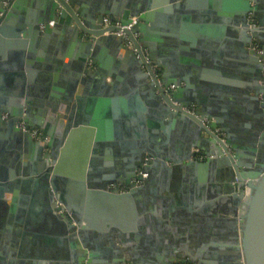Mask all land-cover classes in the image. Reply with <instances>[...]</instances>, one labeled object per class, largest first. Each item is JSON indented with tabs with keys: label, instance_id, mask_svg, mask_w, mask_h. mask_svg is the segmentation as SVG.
<instances>
[{
	"label": "water",
	"instance_id": "obj_1",
	"mask_svg": "<svg viewBox=\"0 0 264 264\" xmlns=\"http://www.w3.org/2000/svg\"><path fill=\"white\" fill-rule=\"evenodd\" d=\"M185 1L0 0V58L9 51L22 55L15 65V74H20L17 84L14 81L9 89L0 86V185L15 186L18 192L23 187L29 191L34 185L41 204L38 209H26V205L21 208L28 219L22 217L18 221L15 236L8 234L7 227L0 228V264H144L140 253L131 248L140 245L134 236L143 234L150 218L153 223L159 220L166 224L168 229V222L154 213L141 215L151 209L141 194L154 183V176L143 182L134 178L146 158L150 169L164 168L169 173L180 169L210 171L211 185L221 186L226 194L224 211L232 216L227 219L228 242L235 250L236 264H264V53L260 56L250 47L256 39L264 49V0H237L228 12V21L236 26L233 33L238 36L244 71L239 80L242 88L230 92L242 103L236 118L226 106L230 96H210L193 88L189 69L178 64L175 57L179 44L164 35V22L172 18L173 11L192 9ZM251 12L258 27H250ZM106 14L123 23L137 15L138 21L126 29L127 38L113 32L120 26L103 25ZM59 31L72 39V58L65 64L61 60L45 64L46 72L28 80L26 69L31 62L24 61L26 51L32 52L37 44ZM109 49L129 62L135 80L147 91L148 102L160 118H166L168 123L183 121L196 129L194 144L207 155L205 160L188 151L169 165V157L151 141L156 138L153 128L148 134L144 130L136 133L137 156L126 172H94V161L87 173V151L74 165L67 159L66 147L81 129L78 125L91 122L83 119L80 111L73 112L75 95L93 79L105 82L109 71L102 56ZM147 57L161 67L160 77L155 75ZM60 70L68 75L63 82L67 83L65 99L72 109L67 117L59 114L54 118L43 107L32 109L31 95L42 88L47 90L53 83L57 88L56 75ZM170 84L176 88L167 93ZM48 97L57 108L55 99L60 96L53 92ZM249 114L252 116L246 120ZM47 117L50 120L44 122ZM21 118L28 123L26 127L17 124ZM30 125L40 127L44 135L32 134ZM217 127L224 137L216 131ZM88 132L91 141L93 130ZM71 164L77 169L73 176L65 174L64 167ZM118 182L128 183L129 188L121 191ZM37 235L57 238L59 248L38 249L31 242V237ZM160 263L165 264V260Z\"/></svg>",
	"mask_w": 264,
	"mask_h": 264
},
{
	"label": "crops",
	"instance_id": "obj_2",
	"mask_svg": "<svg viewBox=\"0 0 264 264\" xmlns=\"http://www.w3.org/2000/svg\"><path fill=\"white\" fill-rule=\"evenodd\" d=\"M236 1L186 0L192 9L173 11L172 18L167 19L163 27L164 35L179 44L175 57L178 58V64L189 69L190 79L194 81L193 88L210 96H230L226 106L234 118L241 112L242 103L231 93L242 88L239 80L243 78L244 72L237 47L238 36L233 33L236 26L228 21V12ZM73 52L72 39L63 32H56L48 41H41L32 52L26 51L24 55V61L31 62L30 68L26 69L28 80L39 77L42 71L46 72L43 67L45 64L59 63L60 60L65 64L72 58ZM21 56L16 51H9L0 58L4 60L0 65L5 66L0 67V86L3 88L9 89L19 81L20 74H15L18 71L15 65ZM102 61L109 71L104 85L93 79L74 98L73 112L80 111L83 119L86 117L91 122H81L78 125L81 129L68 141L66 155L73 165L87 151V173L94 161L91 168L94 172H126L131 160L137 156L134 151L137 147L134 142L138 141L136 133L144 130L148 134L150 128L154 129L156 137L151 141H154L156 149L169 157V165L174 159L184 157L188 151L196 152V157L203 152L194 144L197 132L191 124L179 120L168 123L166 118H160L151 108L147 91L135 80L129 62L113 54L110 49L104 52ZM65 76L68 77L67 73L60 70L56 75L57 88L53 83L47 88L48 91L42 88L32 92V109L43 107L50 110L51 117H58L59 114L67 117L72 108L65 99ZM53 92L60 96L55 99L57 108L48 100ZM251 116L249 114L246 120ZM47 118L44 122L50 120ZM88 129L93 130L91 141ZM67 139L68 136L63 144ZM73 165L64 167L65 174L74 175L77 169ZM150 172L148 176H154V183L141 196L151 209H146L141 215L154 213L161 221L168 222V229L166 224H161L159 220L153 223L150 218L145 223L143 234L134 236L140 245L131 248L140 253L142 263L162 264L160 262L165 260V264H236L233 258L235 250L228 242L230 232L227 219L232 216L224 211L226 194L222 187L211 185L212 173L205 170L186 172L184 169L169 173L164 168H151ZM216 181V185H219ZM24 189L18 192L15 186L0 185V228L7 227L8 234L12 236L17 234L15 225L18 221L22 217L26 221L28 219V214H22L21 208L24 209V205L26 209H38L41 206L34 192L35 186L30 185L29 191ZM167 230L170 234H167ZM38 236L31 237V242L38 249L47 247L51 251L59 248L57 238ZM0 251L3 254V249Z\"/></svg>",
	"mask_w": 264,
	"mask_h": 264
},
{
	"label": "built area",
	"instance_id": "obj_3",
	"mask_svg": "<svg viewBox=\"0 0 264 264\" xmlns=\"http://www.w3.org/2000/svg\"><path fill=\"white\" fill-rule=\"evenodd\" d=\"M6 3H8V1H6ZM130 18H131V20L128 23H123L120 20L113 19L110 14H106L104 16V18H103V25L104 26H109V25L120 26V30H114L113 32L121 34V35L126 36L128 38L127 33H126V29H131L133 27V25L138 21V16L137 15H132V16H130ZM249 18H250V27H253V28L254 27H258V22L256 21L254 15H253V12H251L249 14ZM106 33H110V31H107ZM128 43L131 44V41L129 40ZM250 47H251V49H253L260 56H262V54L264 53V49H263L261 43L259 41H257L256 39H253V41L250 43ZM147 60H148L149 63H151L152 69L155 72V75L160 77L161 71L158 68L159 66L157 64H155V63H152V61H151V59H149V57H147ZM261 83L264 86V75H263V78L261 79ZM175 88H176L175 84H170V85H168L166 87V92L167 93H171ZM193 111H195V106L193 108ZM18 125H20L22 127H26L27 124H26V122L24 120H22V122L18 123ZM29 129L31 130L32 134H34L36 136L39 135L38 130L32 129L30 127H29ZM216 131L220 135H222V137H224V133L221 131L220 127H217ZM141 175H142L143 178L147 177L148 176V172L147 171H141ZM126 264H129V263H126ZM178 264H184V263L180 262Z\"/></svg>",
	"mask_w": 264,
	"mask_h": 264
},
{
	"label": "flooded vegetation",
	"instance_id": "obj_4",
	"mask_svg": "<svg viewBox=\"0 0 264 264\" xmlns=\"http://www.w3.org/2000/svg\"><path fill=\"white\" fill-rule=\"evenodd\" d=\"M158 68H159L160 71H162L161 67H158ZM22 120H23L22 118L19 119L17 121V124L20 123V122H22ZM26 124H28V123L26 122ZM30 128L38 130V133H39L38 137H42L44 135V132H43V130L41 128H38V127H35V126H31V125H30ZM48 137L49 136H46V138H48ZM206 157H207V155L204 152H201L200 155H198V158H200V159H206ZM149 163H150L149 160H145V162L143 163L144 165H141V166L138 167L137 176H135L134 181L143 182L148 177L147 176V177H144L143 178L142 175H141V171H147L148 172V175H149L150 168L147 166ZM145 165H146V167H145ZM139 175H140V177H139ZM112 185H115V184H112ZM119 185H120V188H121L122 191H125V190H127L129 188L128 183H120V182H118V186Z\"/></svg>",
	"mask_w": 264,
	"mask_h": 264
},
{
	"label": "trees",
	"instance_id": "obj_5",
	"mask_svg": "<svg viewBox=\"0 0 264 264\" xmlns=\"http://www.w3.org/2000/svg\"><path fill=\"white\" fill-rule=\"evenodd\" d=\"M185 264V263H184Z\"/></svg>",
	"mask_w": 264,
	"mask_h": 264
}]
</instances>
